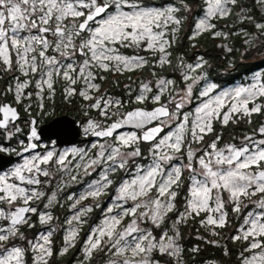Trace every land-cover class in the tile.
<instances>
[{
    "label": "snow or ice",
    "instance_id": "6c2138e0",
    "mask_svg": "<svg viewBox=\"0 0 264 264\" xmlns=\"http://www.w3.org/2000/svg\"><path fill=\"white\" fill-rule=\"evenodd\" d=\"M207 9L203 18H200L195 24V31L190 39L204 32H212L216 24L212 23L214 18H226L232 13V7L238 3V0H206ZM183 4V0H181ZM257 3L264 4V0H257ZM115 6V12L109 10ZM127 5L132 11H123V6ZM184 9L188 6L184 4ZM180 8L167 6L163 9L155 7H141L138 4H129L128 0H0V63L4 65V71L13 70V57L15 53L16 68L25 77L21 81L16 77V83L9 85L6 93H13L15 104L20 105L25 99L32 96L31 92L25 93V90L33 83L31 76H39L35 80V88L38 89L37 96L47 90L49 97L55 94L54 84L56 78L66 81L65 95L72 97L77 94L84 100H94L89 107L100 110V115L111 118L112 115H119L118 112H109L111 107L117 109L123 105L119 100L112 97H94L90 93L99 91L100 84L95 83L97 79L94 70L103 72L113 71L123 73L125 71H135L143 68L148 61L141 56H125L119 52L120 47H136L146 44L145 50L159 52L160 59L158 65L163 67L170 64L168 57L171 55L167 48L174 42L175 34L179 32L183 19L176 15ZM249 10L241 7L239 16L241 22L252 20L246 13ZM99 18V19H98ZM171 25L173 40L170 42L166 37L167 30ZM255 28L264 33V23H255ZM33 30L37 34H31ZM22 32L29 33L21 35ZM49 34L53 39H49ZM214 37H227V33L221 31L212 32ZM247 43V41H246ZM60 54L61 57L68 59L69 63H63L54 55H48V50ZM228 51H231L229 48ZM83 57L81 63L76 64L74 57L76 54ZM207 63L202 57L195 65H184L181 60V66L188 69L184 75L185 81L193 80L190 73L204 67ZM155 76V72L153 73ZM103 80L105 77L100 76ZM82 83L84 86L78 91L74 85ZM174 81L160 78L157 81L159 91L151 99L154 103H159L161 96L172 85ZM215 85H210L208 89L201 93L207 96ZM192 85L187 86L185 97H181V102L176 103V112H170L169 108L161 104L151 111L135 109L128 111L119 119L106 127H102L100 122L89 120L85 131H91L97 137H112L113 133L123 125L132 124L136 128H144L145 125L159 120L160 123L155 127L147 128L142 136L136 133L124 134L118 137V146H109L110 154L108 160L116 161L120 158L118 167L124 168L128 163V158L140 155L139 147L131 152H122V148L137 144L140 140L154 141L157 136L164 131V125L167 121L178 119L177 112L183 107V100L191 94ZM152 88L149 83L141 84V94L136 97L137 103H143L149 97ZM231 97L230 105L226 104L227 99ZM257 97H264V85L252 88H237L234 93L224 92L202 106L196 109L195 118L191 122V128H188L189 115L183 116V121L177 125L175 132H170L159 139L153 145V155L158 157L155 165L150 167L143 175H137L130 182L125 181L119 189L118 199H131L136 202L132 207L125 208L120 215L111 216L105 219L104 226L93 230V234L88 237L84 249L86 257L90 258L93 252L101 248L104 237L111 242V248L116 249V255L123 257L120 264H159L154 261L151 254L158 251L162 256L167 255L175 258L176 264H183L181 259L182 248L178 241L180 239L179 224L187 221L193 214L199 216L201 212H207L208 215L201 220V225L213 226V235H218L215 228H223L227 224L228 213L225 211V201L222 193H228V201L234 204L233 211H241L242 197L250 198L260 194V199L256 202L257 206L264 209V139L256 140L253 136H245L246 141L241 146L228 144L223 148L218 147L221 137L218 135L202 154L197 156L199 149L192 147V144H198L204 140L205 135L213 131V120L221 118V111L227 106L228 111L223 112L222 123L227 125L233 114L242 113L244 116L251 117L253 113H260L264 105L256 103ZM103 100V107L101 101ZM175 100L173 97L172 101ZM253 106L249 108V104ZM43 107V104L40 105ZM31 108V105L25 106V111ZM0 129H8L10 123L19 119V113L16 107L9 103H0ZM37 121L32 119L30 124L29 143L23 148L24 152L34 150L38 147L40 135L35 127ZM21 129L15 128V133ZM190 133V139L186 136ZM259 134L264 136V125L258 129ZM15 133L9 132L11 138ZM187 143V163L181 166H173L171 170L166 171L160 162H168L174 159V154L181 153ZM23 144V141H21ZM95 147V145H93ZM102 151L101 157L107 150L104 145H100ZM167 149L168 151H163ZM8 149L0 146V152ZM14 151V150H13ZM72 153H81L82 149H71ZM171 152L172 154H169ZM68 152L57 154L54 150L47 151L43 155L37 153L30 159H25L22 165L15 167L10 173L0 175V203H6L10 207L16 201H22L23 206H17L14 210L5 211L0 208V219L10 221V227L0 228V264H25L26 249L20 246H9L13 239L24 240L25 236L20 232L21 225H28L30 217L28 213H36L37 209L30 206V201L40 199L44 193L35 189H28L21 186L39 185L41 180L39 176L50 177L51 173L47 168H41V165L54 163L58 165L57 170H64L68 167L66 159ZM83 155L81 159L83 160ZM199 165V170L194 166V162ZM70 163V161H69ZM97 160H91V164H96ZM90 166V165H87ZM86 166V167H87ZM182 168L187 169L191 175V186L189 188V198L185 210L179 213L177 219L172 223L170 230H162L157 237L153 232L139 227L137 221L148 219L156 228H160L165 222L169 212L175 209V199L178 195L175 188L181 186ZM25 172L29 175L26 176ZM200 176L202 179H198ZM10 178L20 181V184L10 182ZM75 179V176L72 177ZM107 184L112 183L105 175L103 177ZM91 187V185L89 186ZM155 189V197L150 196L151 191ZM215 193V195H213ZM101 194V189L90 191L87 196L97 197ZM147 197V199H143ZM86 196L82 195L81 200ZM56 195L53 193L49 203L55 201ZM69 199H72L70 196ZM79 203V201H77ZM76 205L73 204V207ZM48 207V205H45ZM145 209L144 211H139ZM91 208L82 209L72 219L68 220L69 225L73 220L82 222L80 217ZM112 212V208L108 209ZM138 214V215H137ZM217 214V215H214ZM133 216V219L123 230H119L124 216ZM244 220L246 229L242 228L241 235L232 237L234 240L241 238L248 241L251 238L248 251L260 249L257 254L254 253L250 258H245L243 264H264V213L253 215L248 213ZM53 217L51 214H39L41 224L49 223ZM54 231V230H53ZM53 231L42 234L39 241L28 240L33 252L37 253L34 264H48V257L53 255L50 237ZM171 231V235L169 232ZM98 232V235L96 233ZM139 233L138 235H133ZM78 235L75 228L70 229L64 237L65 247L60 255L66 253L69 247L74 246ZM115 238V239H114ZM210 243H215L210 241ZM111 250V249H109ZM197 252L198 248L191 249ZM130 252L129 256H125ZM110 264H117L116 261H110ZM170 264V262H169Z\"/></svg>",
    "mask_w": 264,
    "mask_h": 264
},
{
    "label": "rangeland",
    "instance_id": "374dc122",
    "mask_svg": "<svg viewBox=\"0 0 264 264\" xmlns=\"http://www.w3.org/2000/svg\"><path fill=\"white\" fill-rule=\"evenodd\" d=\"M128 3L129 4L135 3L141 7H155L161 9L167 6L180 8V11L177 12L176 15L180 18H184L182 22V25L185 23L184 24L185 29L183 33L186 34L190 32L189 35L190 37L193 36V33L195 31V24L198 22L200 18L204 17V14L207 9L206 0H202L201 5H197V6L191 4L187 5L185 2H183L182 4L180 1L158 4L154 0H149L146 2L143 0L142 1L128 0ZM184 4L188 6V10L184 9ZM261 8L264 9V4H261ZM122 10L132 11L133 9L125 5L123 6ZM109 11L115 12V6L113 5ZM218 19L220 18H214L212 19L211 22L215 24L216 23L215 20ZM223 23H224L223 25L226 26L225 22ZM171 27H175V25H171L166 33V37L169 39L170 42L173 40ZM248 30L243 31V33H245L243 36V42L245 43L246 51L248 50V48H250V46H254V49L257 50L256 46L260 43V39H261L260 37H262L264 33L255 32L256 30L254 32L249 31L248 33ZM218 31L225 32V30L223 29H219ZM28 34L29 33L27 32L21 33V35H28ZM31 34H37V33L35 30H33ZM177 35L178 33L175 34L174 39H176ZM223 45L226 51L230 52L228 51L229 48L230 49L232 48L230 43L227 42L224 43ZM117 47L119 48V52L125 56H141L144 57L148 62L152 61L155 63V65H158V61L160 59L161 54L159 52H154L152 50H145L146 44H142L139 48L120 47V46ZM167 51L172 53L171 46L167 48ZM196 52L198 54L194 53L192 58H188L186 57V55L178 56L177 58L178 60L175 65L176 76L161 75L156 78L146 76L145 78L142 77V82H140L139 79V75H138L139 72H137L133 77L132 76L128 77L124 83L125 85L124 89L121 88L122 91L125 93L124 97L118 96L113 93H109L108 87H110V85L106 80L107 77L106 72H103L101 70H94L96 72L97 79H99L100 76L105 77V79L103 80L100 79V81H97L96 79L94 82L100 84V89L98 92L92 91L90 94L97 98L104 97L105 99H107L108 97H112L115 100H119L123 105L119 109L115 107H111L109 109L110 113L111 112L119 113V115H112L110 119L105 116H101L99 109H94L89 107V105L95 102L94 100L86 101L81 96L78 95V92L76 95L72 97H67L65 95L66 81H64L63 79L56 78V83L54 84V89H55L54 95L49 97L47 90H45V92L42 94L43 98H41L40 96L36 95L38 89L35 88V80L39 79V76L36 75L30 77L33 80V83L29 86L28 89L25 90V93L31 92L32 96L29 99H25L22 104L17 106L18 110L21 109L25 113H27L28 118H26V115H24L22 119H20L19 117V119L16 122L10 123L8 129L0 130V146L8 149V151H5L3 153L6 154H10L13 152L16 153L20 150V148L25 147L27 145V139H25L24 137L27 136V133L29 132L30 121L33 119V117H36L37 120L39 121L36 123L37 126H39L44 122H47L48 120H46V118L48 116H52V118L56 116L55 110L60 103L68 107H73L75 105L78 112L81 113V115L83 116V119L82 121L78 119V121L80 122L81 133H82V139L78 143L53 147L50 145V141H42L39 142L41 147L38 150L20 156L12 160L7 165L2 166L0 168V175H4L10 173L15 167L22 165L25 159H30L33 155L37 153L43 155L47 151H52V150H54L57 154L64 152L69 153L66 159V164L68 165L66 169L62 171L57 170L59 166L55 165L54 163H50L49 165H41V168H47L50 171L51 173L50 177H44L40 175L39 179L41 180V184L39 185L21 184V186L26 187L30 190L35 189L36 191H40L44 193V195L40 199L30 201V206L35 207L37 209V212L26 214V216L30 217L29 223L33 225L32 227H34L35 224L36 225L39 224V228L37 229V231L35 233L34 232L26 233V231L22 230L24 225H21L19 226L20 232L24 234L25 239L20 240L16 238L11 240L9 243V246L15 245L26 249L25 257H24L25 264H34L35 256L37 255V253L32 251L31 246L27 243V241L32 240L33 242H42L39 241L40 235L47 234L49 231H53V230H54L53 234L50 237L52 241L51 247L53 250V255L47 258L48 264H51L52 262L51 259L53 256H55L56 249H57L58 259H61L63 256H66L64 261L61 262L60 264H110V261H116L117 264H120L123 257L115 254L116 249L111 248V242L108 241L107 237L103 238L101 243V248L95 250L90 258L86 257L84 251L86 247V241L88 240V237L91 234H93V230L99 229L104 226L105 219H110L111 216L122 214L125 208H130L136 203L131 199H125V200L118 199V197L121 195L119 189L122 187L125 181L130 182L132 179L136 178L137 175H143L145 171H147L150 167L155 165V162L158 159V157L153 155V151H152L153 145L157 143L159 139L162 138L164 135L170 132H175L177 125L183 121V116L185 114L189 115L188 128L190 129L191 122L195 118L196 109L202 106L203 103L208 102L210 99L218 95H221L224 92L234 93V90L237 88H252L254 85L257 87L264 85V77L262 74L263 70H258L252 73V75L248 77L246 76L241 80L239 79L230 84L228 83L227 85L221 86L215 83V81L212 80L208 74V70L210 66L213 64L208 62V60L205 58V56H203L199 52V50H197ZM47 54L56 56L58 59H61L62 62L65 64L72 62L66 58L61 57L59 53L54 52L51 48L48 50ZM12 57H13L12 71H4L3 70L4 65L0 63V91L2 94L0 96V101L2 98L8 97L11 98L10 101L11 103L13 102L15 103L13 93L5 94V90L9 85L14 87L16 83L15 80L16 77H19L21 81H23L24 79H29V77L23 76L17 70L15 64L16 56L14 52L12 53ZM200 57H202L205 61H207V63L204 65L203 68L197 70V72L190 73L193 77H198V79H196L195 82H193V80L185 81L184 75L188 73V69L186 67L181 66V60L183 61L184 65L187 64L195 65L197 62H199ZM153 58L156 59L154 60ZM171 58H172V54L168 57V59L171 61ZM82 60L83 57H81L77 53L74 57L75 63L79 64L82 62ZM136 71H140V69ZM109 72L115 74V76H113L112 82H110L111 80H108L110 84L113 85H116L121 78H124L127 73H130L129 71H125L123 73L113 72V71H109ZM116 76H119L120 78H116ZM160 78L170 79L174 81V83L168 86V89L161 96L160 102L154 103L151 97L159 91L157 87V81ZM142 83H149V86L152 88V92L147 93L149 98L145 100L143 103H137L136 97L141 94ZM3 84H6L7 86H4ZM189 84L192 85V91L191 94L183 100V107L180 108L177 112L178 119L167 121V123L164 125V131L161 132L156 138V140H154L153 142L146 143L140 140L137 144H133L130 147L121 149V151L125 153L135 150L136 147H139L140 149V155L136 157L128 158V163L125 165L124 168L118 167V164L120 162L119 157L116 158L115 162L107 159V156L111 152V148L109 146L110 145L113 147L118 146V137L120 135L130 134L134 132L137 134V136H141L138 130L132 128L122 129L119 130L118 132H115V134L112 137H90L92 135V132L85 131V128L87 127L89 120L100 122L102 127H106L111 123H113V121L122 119V115L124 113H127L128 111L133 110L135 108L141 107L140 104H142V107L144 108H152L156 104H164L170 107L171 112H176L177 110L175 105L176 103L181 102V97H185L187 92V86ZM210 85H215L212 91H210L207 96L201 95V93L204 92L206 89H208ZM83 86L84 85L82 83H77L76 85H74V87L78 91ZM173 97H175V100L170 103L169 101H172ZM231 102H232L231 97H229L226 101V104L230 105ZM255 102L264 105V97H257ZM29 104L31 105V108L28 109V111H25V106ZM41 104H43V107H40ZM150 104L153 105L150 106ZM101 106L103 107V100L101 101ZM252 106L253 105L250 103L249 108H251ZM225 111H228L227 106L221 111V118L213 120L212 122L213 131L215 127L223 128L226 126L222 123L223 112ZM255 114L257 113H253L251 117L244 116L242 113L233 114L232 118L229 120L227 125L234 123V124H238V126L247 125V128H249L251 125V127L248 130H244L243 132H240L238 135H236L235 139L231 138L230 141H224L222 142V144L219 143L222 140L221 138L220 141L218 142V147L223 148L228 144H235L236 146L239 147L246 142L244 140L245 136H253V138L256 140L264 139V136H262L258 132L259 127L264 125V117H261L262 122L258 126H255L253 123L254 120L252 118L253 115ZM0 118H1V114H0ZM158 123H160V121ZM216 124L219 125L217 126ZM16 127H19L21 129L19 133H15ZM9 132H13L15 134L12 135L11 138H9L8 136ZM207 135H205L204 140L205 139L208 140ZM186 136L188 137V139H190V133L186 132ZM188 139H186L185 141V147L182 149V152L174 154L173 160L168 162H160L161 166L166 171L171 170V167L173 166H181L188 162L186 157ZM204 140L198 144L195 143L192 144L193 148L200 150L197 152V156L201 155L203 150L207 147L205 146L206 141ZM21 141H23V144H21ZM93 145H95V147ZM100 145H104V148L107 149L104 152L103 157L99 155V153L102 151ZM73 148L82 149L83 152L72 153L71 149ZM162 150L168 151L167 149H162ZM169 154L172 153L169 152ZM82 155L84 157L83 160L81 159ZM93 159L97 160L96 164H91V160ZM193 163L194 166L199 170V165L196 164L195 161ZM25 175L28 176L29 174L25 172ZM105 175L108 177V180L112 181V183L110 185H107V187H104V185L107 184V181L103 179ZM190 175L191 173L187 169L182 168L181 186L175 188V190L178 193L174 201L175 209L172 212L168 213L167 217L165 218L164 224H162L160 228H156L152 224L151 220L143 219L137 221L140 228L152 231L153 235L157 237L162 233V230L171 229L172 223L177 219L179 213L185 210L187 199L190 196L189 194V188L191 186ZM73 176H75L74 180L72 179ZM197 178L202 179V177L200 176H198ZM10 182H15L17 184L21 183L20 181L15 180V178H10ZM90 185L91 187H89ZM97 188L101 189V194L99 196L97 197L87 196L88 192L96 190ZM53 193H55L56 199L50 204L49 200L53 195ZM82 195L86 196V198L83 200L80 199ZM155 195H156V190L153 189L150 193V196L155 197ZM213 195H215V193ZM70 196L72 197V199H69ZM222 198L225 201L224 210L227 211L228 213V218H227L228 222L225 227L223 228L217 227L214 229L215 232L218 233V235L212 234L213 226L205 227L201 225V220H204L208 215L207 212H201L199 216L193 214V216L188 219L189 220L194 219L197 223H199L203 231L207 232V234L210 235V237L208 238V243H210V241L215 242L210 244L221 247L225 252H227V245H226L227 241H230L234 245H237L239 254H237L235 261L239 262L240 264H243L245 258H250L254 253L258 254L261 250L256 249L253 251H248L251 238L250 240L246 241L242 238L240 240H234L232 239V237L237 235L242 236V232L240 230L242 228L246 229L248 227L244 225V220L249 218L248 217L249 212H252L253 215L264 213V209L258 207L256 203L260 199V194H257L256 196H252L250 198L242 197L241 211L239 213L232 210L234 208V204L228 201L227 192L222 193ZM143 199L146 200L147 197H144ZM77 201H79V203H77ZM73 204H75L76 206L73 207ZM45 205H48V207H45ZM17 206H23L22 201L20 200L16 201L15 204L12 205L11 207L6 203H0V208H3L5 211L14 210L15 207ZM89 207L91 208V211L86 212L83 216L80 217V220L82 222H77L76 220H73L71 225L67 223L68 220L72 219L82 209H86ZM109 208H112V212L108 211ZM144 210L145 209L138 210V214L139 211H144ZM41 213L51 214L53 219L47 224H41L39 220V214ZM133 219H136V217H133L131 215L124 216L121 225L119 226V230H123ZM181 224L177 226L179 230ZM8 227H10V221L0 219V228H8ZM72 228H75L78 231V235L75 241L73 242L74 246L69 247L66 253L60 255L61 250L65 247L64 237L65 235H67V232ZM138 234L139 233H134L133 235H138ZM169 234L170 235L172 234L171 231L169 232ZM96 235H98V232L96 233ZM181 238L182 237L180 233V239L178 243L182 248V254H181L182 256L183 244L181 243L182 242ZM261 239L264 240V238ZM196 247L198 248V246ZM124 255L129 256L130 252H126ZM151 258L154 261H159V264H169L172 257H169L167 255L162 256L158 251H154L151 254ZM197 264H228V263L219 259H212Z\"/></svg>",
    "mask_w": 264,
    "mask_h": 264
},
{
    "label": "trees",
    "instance_id": "16d2710c",
    "mask_svg": "<svg viewBox=\"0 0 264 264\" xmlns=\"http://www.w3.org/2000/svg\"><path fill=\"white\" fill-rule=\"evenodd\" d=\"M143 1L146 2L149 0ZM154 1L158 4L167 2L172 3L176 1L181 2V0ZM183 2L187 5L191 4L197 6L201 5L202 0H183ZM241 7L249 10L246 14L252 17L251 21L244 20L241 22L237 15L240 12ZM215 21L216 28L213 29L212 32L223 29L225 30L224 33H227L226 38H224V36L214 37L212 32H204L201 35L196 36L195 39L191 40L189 37L190 32L186 34L183 33L185 29L184 23L181 25L176 39H174V42L171 44V63L160 67L159 65H155L154 62L149 61L148 64L142 68V77L145 78L146 76H149L156 78L161 75L176 76L175 65L177 63L178 56L186 55V57L192 58L194 53L198 54L196 52L197 50L205 56L208 62L213 64L210 66L208 74L210 78L215 81V83L221 86L227 85L228 83L230 84L239 79L241 80L246 76L248 77L258 70H263L262 74L264 77V34L260 37V43L256 46L257 50L254 49V46H250V48L246 51L245 43L243 42V36L245 34L243 33L244 30L249 29L248 33L249 31L254 32L255 30V32L258 33L261 32L255 28V23H264V9L261 8V4L257 3V0H238L237 5L232 6V13L228 17L220 18ZM223 22H225L226 26L223 25ZM227 42L232 46L230 52H227L223 45ZM153 59L155 60L156 58ZM137 72L138 71L135 70L126 74L124 80L130 76L133 77ZM154 72L155 76L153 75ZM3 85L7 86L6 84ZM122 92H116V94H122ZM1 95L0 91V96ZM2 99L11 101V98L8 97ZM1 102L2 101H0V103ZM152 105L153 104H150V106ZM61 108H63L62 103L57 106L55 113H63L64 110H61ZM66 112L68 114L76 115L75 111L72 110H66ZM25 115H27V113H25ZM261 117H264V108H262L260 113L253 115L252 118L255 126H258L262 122ZM51 118L52 116H48L46 120H50ZM249 128H247V125L238 126V124L231 123L223 128L217 127V133H219V136L222 138L221 142H224L230 141L231 138L235 139L236 135L244 130H248ZM24 138L26 139V136ZM38 228L39 224H35L34 227L24 225L22 230L26 231V233H35ZM180 233L182 237L181 243L183 244V255L181 256L183 264H197L212 259H219L228 264H240L235 261L237 254H239L237 245L227 241V252H225L221 247L208 243L210 235L203 231L199 223H197L194 219H188V221L182 223L180 225ZM196 246H198V251H191V249L197 248ZM65 258L66 256H63L61 259H58L56 249L55 256L51 259V264H60ZM170 264H176L175 258H171Z\"/></svg>",
    "mask_w": 264,
    "mask_h": 264
},
{
    "label": "water",
    "instance_id": "95a60500",
    "mask_svg": "<svg viewBox=\"0 0 264 264\" xmlns=\"http://www.w3.org/2000/svg\"><path fill=\"white\" fill-rule=\"evenodd\" d=\"M6 103L11 104L10 102H6ZM160 105L161 104L155 105L153 108H150V109L144 108V107H142V108L138 107V108L143 109L145 111H151L154 108L159 107ZM14 107H16V106H14ZM168 108H169V111L171 112L170 107H168ZM135 109H137V108H135ZM135 109H133V110H135ZM17 110H18V108H17ZM130 111H132V110H130ZM18 113H19V117H20V112L18 111ZM1 118H2V114H1ZM33 119H35L37 121V119L35 117ZM157 121H159V120H157ZM157 121H153L150 124L145 125L144 128H136L132 124L123 125L121 128L117 129L115 132H118L119 130H122V129L132 128V129H137V130L142 129V134H143V132L147 130V129L144 130L145 128H147L148 126L152 125L153 123H155ZM158 124H156L152 127H155ZM31 126L32 125L30 124V128H31ZM35 127L37 128L38 134L40 135V140L39 141H32V142L37 143L38 147L34 150H29L28 152L23 151L24 147L20 148V150L18 152L12 153V154H6L3 152H0V168L2 166L7 165L12 160H14L20 156H23L25 154H28V153H31L33 151L38 150L40 147L39 142L51 141L50 145L53 147H57V146H62V145L76 144L82 139L80 122L73 115L64 114V115L56 116V117L52 118L51 120L42 123L40 126L35 125ZM30 128H29V132L27 134V144L29 143L28 135L30 134ZM115 132L113 133V135L115 134ZM90 137H97V136L92 134ZM144 142H146V141H144ZM149 142H152V141H147V143H149Z\"/></svg>",
    "mask_w": 264,
    "mask_h": 264
},
{
    "label": "flooded vegetation",
    "instance_id": "af4514ba",
    "mask_svg": "<svg viewBox=\"0 0 264 264\" xmlns=\"http://www.w3.org/2000/svg\"><path fill=\"white\" fill-rule=\"evenodd\" d=\"M140 1H142V0H140ZM203 5V4H202ZM190 37V36H189ZM49 39H53L51 36H50V34H49ZM126 51H127V49H126ZM139 73H138V75H139V79H140V82H142V68L140 69V71H138ZM105 74V73H104ZM106 74H107V77H106V80H107V82H108V84L110 85V87H108V91H109V93H113V94H116V92H122V89H124V83H125V81L126 80H124V78H121L119 81H118V83L116 84V85H113V84H110V82H112V80H113V76H115V74H113V73H110L109 71L108 72H106ZM127 74H129V73H127ZM100 75V74H99ZM111 76V77H110ZM116 78H120L119 76H116ZM108 80H111L110 82L108 81ZM97 81H100V79H97ZM122 88V89H121ZM125 93L124 92H122V94L121 93H117L116 95H118V96H122V97H124L125 95H124ZM1 101L3 102V101H6V99H1ZM75 101V100H74ZM76 103V102H75ZM141 105V108H142V104H140ZM61 110H64V112L63 113H60V114H56V116H59V115H63V114H68L67 112H66V110H72V111H75V113H76V118L77 119H79L80 121H82V119H83V116L81 115V113H79L78 112V110L76 109V106L74 107H68V106H66V105H63V108H61ZM20 112H21V118L20 119H22V117L25 115V112L23 111V110H21L20 109ZM26 118H28V115H26ZM39 122V121H38ZM113 122H115V121H113ZM158 122L159 121H157V122H155V123H153L152 125H150V126H148L147 128H150V127H152V126H154V125H156V124H158ZM217 126L219 125V124H216ZM147 128H145L144 130H146ZM137 130V129H136ZM139 132H140V134H141V136H142V129L141 130H138ZM217 135H218V133H217V127H215L214 128V131L212 132V133H210V134H208L207 135V138H208V140L207 139H205L204 141H206L205 142V146H207L208 144H210L213 140H215L216 139V137H217ZM220 144H222V142L220 141L219 142Z\"/></svg>",
    "mask_w": 264,
    "mask_h": 264
}]
</instances>
